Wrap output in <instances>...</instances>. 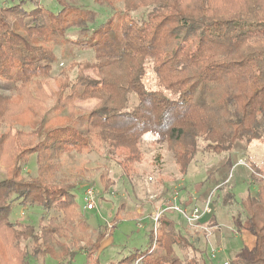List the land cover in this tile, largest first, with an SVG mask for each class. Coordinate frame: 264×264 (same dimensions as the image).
<instances>
[{
    "label": "trees",
    "instance_id": "1",
    "mask_svg": "<svg viewBox=\"0 0 264 264\" xmlns=\"http://www.w3.org/2000/svg\"><path fill=\"white\" fill-rule=\"evenodd\" d=\"M9 1L0 5V87L23 96L19 106L30 119H7L9 101L0 109V127H9L0 131V161L13 163L10 176L0 179V264H30L38 257L71 264L78 252L86 255V264H100L96 254L112 228L107 233L100 226L90 238L75 200L77 185L58 178L67 154L109 155L130 180L138 173L146 133L165 146L182 174L198 152L219 155L238 142L264 143V0H91L96 9L87 0H56L55 12L41 0ZM79 51L91 56L62 64L54 78V109L64 114L38 118L41 109L32 93L51 78L62 57ZM149 69L155 88L144 82ZM90 99L97 105L78 128L67 108ZM13 128L37 137V143L8 145L2 138ZM33 155L36 170L24 175ZM108 177L101 173L97 199H111L114 183ZM177 191L179 202V191L190 194L184 184ZM12 202L39 207L47 221L10 220ZM243 204L254 245L229 264H264V184ZM167 212L159 217L157 235L154 229L148 234L157 247L135 249L112 264H215L198 247L199 238L188 240L187 228ZM117 219L119 207L112 222Z\"/></svg>",
    "mask_w": 264,
    "mask_h": 264
},
{
    "label": "rangeland",
    "instance_id": "2",
    "mask_svg": "<svg viewBox=\"0 0 264 264\" xmlns=\"http://www.w3.org/2000/svg\"><path fill=\"white\" fill-rule=\"evenodd\" d=\"M93 8L96 9L91 0ZM9 0H0V5H9ZM41 4L50 11H58L60 6L56 0H41ZM9 38L13 42H21L24 47L29 48L24 40L13 38L10 32H7ZM74 56V57H73ZM73 56L62 57L55 67L51 78L45 82L40 89L32 93L38 107L41 109L38 113V118H42L45 113L47 119L58 118V115H63L56 108V95L58 81L54 78L58 75L62 64H66L71 59H84L91 56V52H77ZM85 73L94 76L92 70H85ZM147 87L155 88L154 76L149 69L145 78ZM0 109L9 101V108L6 118L21 119L27 121L30 115L27 111H22L18 101L21 95L11 94L9 90L0 87ZM16 99V100H14ZM5 101V103H4ZM15 101V103L13 102ZM97 105L96 99L90 100H75L67 108V114L74 120L78 128H82L84 124L85 114L91 111ZM20 124V123H19ZM8 125L0 127L1 132L8 131ZM4 139V140H3ZM8 140L10 143L16 142L19 146H33L37 143V137L28 138L24 134L20 135L16 132V128L10 131L9 135L2 138V141ZM141 161L137 165L138 173L134 178L128 180L120 174V168L115 158L104 153H70L64 156L61 170L58 173V178L66 180L69 183L76 184L74 192L75 200L78 203V210L82 218L90 226V238H94L95 231L100 226H107L105 232L109 233L112 228V233L103 239L101 246L96 254L100 264L117 263L120 259L132 253L135 249L144 250L151 246V250L158 244L149 243L148 234L151 229H154V236L157 235L155 227V219L157 218V210L165 203V198L174 196V192L179 189L181 184L186 186V189L191 193L188 196L179 191L181 198L179 205L186 206L189 210L195 205H201L206 198L210 197L208 205L209 212L203 215L193 225L186 224L183 215L177 212H167L169 216L178 219L180 227L187 228L188 240L199 238L198 247L206 248L210 255L214 252L215 264H229V258L240 253L249 245L243 246L241 242L242 236H253L248 229L246 221V207L243 204L248 193H254V186L257 189L258 185L264 184V143L258 140L252 141L249 145L238 142L231 152L223 154H212L198 152L193 161L187 168L185 174L180 173L179 166L169 153L165 146L161 147L153 139L150 133L144 134L141 140ZM156 155H159L157 158ZM228 160L235 161L232 167L224 164ZM249 160V161H248ZM253 161L258 166L257 169L252 168L250 162ZM13 170V163L9 166L0 161V179L10 176ZM36 164L34 155L30 158L28 165L24 169V175L35 172ZM259 171V172H258ZM101 173L107 174L110 180L113 181L112 192L109 193L111 199H97L96 194L101 193L102 183L100 181ZM151 178V179H149ZM250 182V183H249ZM92 186L95 191V206L91 210H87L83 201L84 187ZM249 191V192H248ZM100 195V194H99ZM98 195V196H99ZM151 195V196H150ZM150 196V197H149ZM152 197V198H151ZM153 205H151L152 201ZM119 207V219L112 222V218ZM39 207L23 206L17 202H12L10 220L20 221L23 223L37 224L43 216L44 222L47 221V215ZM214 214V215H213ZM214 216L219 224H224L231 227L235 225L236 220H241V232L238 236H234L230 230L226 228V232L222 229L221 234L231 233L228 237L229 242L234 244V248L227 252V258H224V250L217 252L216 246L219 245V239L212 226ZM186 221V222H185ZM214 223V222H213ZM238 223V224H240ZM189 225V226H188ZM184 228V230H185ZM219 232V230L217 231ZM216 235V239L214 236ZM214 247H212V246ZM246 245V242H245ZM179 252V251H178ZM185 254H193V252H184ZM212 257V255H211ZM213 258V257H212ZM86 255L83 252H78L71 264H86ZM30 264H57L51 257L31 258Z\"/></svg>",
    "mask_w": 264,
    "mask_h": 264
},
{
    "label": "built area",
    "instance_id": "3",
    "mask_svg": "<svg viewBox=\"0 0 264 264\" xmlns=\"http://www.w3.org/2000/svg\"><path fill=\"white\" fill-rule=\"evenodd\" d=\"M151 179V178H149ZM114 194V193H112ZM174 196H169L165 199V203L161 209L157 210V218L155 219V227L159 224V217L161 214L168 212H177L180 215H183L188 224L193 225L192 223L197 222L203 215L208 213L210 210L208 205L210 203V197L206 198L201 205H195L191 209H187L186 206L179 205L178 203V191L176 190ZM151 196V195H150ZM149 196V197H150ZM152 198V197H151ZM95 191L92 186L86 185L83 190V201L85 202V207L87 210H91L95 206ZM212 257L215 256L212 252Z\"/></svg>",
    "mask_w": 264,
    "mask_h": 264
},
{
    "label": "crops",
    "instance_id": "4",
    "mask_svg": "<svg viewBox=\"0 0 264 264\" xmlns=\"http://www.w3.org/2000/svg\"><path fill=\"white\" fill-rule=\"evenodd\" d=\"M235 162H237V160H235V161H232V162H230V165H228V167H232L234 164H235ZM255 163V162H254ZM250 183V182H249ZM256 188V186H254V190H256L255 189ZM187 191L189 192V193H191V191L190 190H188L187 189ZM249 192V191H248ZM236 223H235V225L237 226V227H231L229 224H227L228 226H225L224 224H219L217 221H216V219H215V222L214 223H212V224H214L213 226H212V228H214L213 229V231H214V234H216L217 235V237H218V239H219V245L218 246H216V248H217V252H222L223 250H224V252L225 253H223V255H224V258H227L228 259V257H227V255H225V254H227V252H230V250H232V248H234V244L232 243V242H229V240H228V237H230V236H232L231 235V233L236 237V236H238L241 232L239 231V229H240V227H241V223L240 224H238L237 222H238V220H236L235 221ZM228 227V228H227ZM226 228L228 229V230H230V232L228 231V233H224V234H221V231H222V229H224V231L226 232ZM233 228H239V229H233ZM248 229H249V227H248ZM219 230V232H217ZM249 232H250V230H249ZM251 233V232H250ZM252 234V233H251ZM216 235L214 236V238L216 239ZM237 238V237H236ZM241 240V242H242V245L243 246H248L249 245V247H247L248 249H250L253 245H254V236H247V235H245V236H242V238L240 239ZM245 242H246V245H245ZM212 246V245H211ZM213 247V246H212ZM214 248V247H213Z\"/></svg>",
    "mask_w": 264,
    "mask_h": 264
}]
</instances>
